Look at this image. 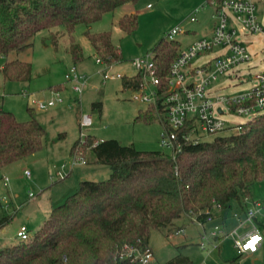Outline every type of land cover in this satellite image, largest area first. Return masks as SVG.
<instances>
[{
    "label": "trees",
    "instance_id": "16d2710c",
    "mask_svg": "<svg viewBox=\"0 0 264 264\" xmlns=\"http://www.w3.org/2000/svg\"><path fill=\"white\" fill-rule=\"evenodd\" d=\"M139 0H0V58L28 50L35 36L63 27L71 38L69 52L75 64L84 60L83 49L73 34L90 27L107 13ZM119 26L127 34L138 28L136 14L124 16ZM97 57L106 65L123 61L112 34L86 33ZM177 41H161L155 48L163 75L178 57ZM32 66L7 61L1 72L5 81L29 82ZM140 79L125 78L124 89L137 90ZM54 91L66 90L62 86ZM102 104H92V111ZM30 119L20 122L0 110V173L8 166L40 152L47 132L29 108ZM160 108L140 110L136 121L160 120ZM89 149L94 162L110 167L106 181H82L75 193L54 207L32 237L0 250V264H135L121 259L127 247H150L154 231L177 228L184 217L205 223L214 208L227 210L236 202L246 211L254 184L264 182V114L242 124L237 133L213 136L196 144L184 143L176 157L162 151H140L115 139L88 136L76 141ZM86 156H83L86 161ZM16 214V213H15ZM15 215L0 218V228ZM264 225V223L262 224ZM151 248V247H150ZM163 264H193L178 252Z\"/></svg>",
    "mask_w": 264,
    "mask_h": 264
},
{
    "label": "rangeland",
    "instance_id": "374dc122",
    "mask_svg": "<svg viewBox=\"0 0 264 264\" xmlns=\"http://www.w3.org/2000/svg\"><path fill=\"white\" fill-rule=\"evenodd\" d=\"M205 2L206 0H139L135 5L127 4L105 14L100 22L90 27L79 26L72 36L75 43L83 49L84 60L78 64L72 60L69 52L71 38L63 27L43 31L35 36L28 50L13 52L7 58H0V110L11 112L20 122H25L30 119L28 109L36 108L33 100L49 98L54 88L62 86L66 89L61 92L68 99L65 105L47 111L35 109L37 120L47 132L43 149L8 166L0 173V194L9 199L10 214L18 209L13 219L0 228V250L20 242L17 232L23 225L28 227L32 235L35 234L52 209L75 193L82 181L101 182L110 177V167L95 163L93 154H87L89 149L83 146L78 147L77 151L83 156L87 155V163L73 164L70 151L74 143L80 140V119L83 114L93 116L94 124L86 130L88 135L98 140L115 139L140 151H162L169 154L160 145L163 130L161 121L149 124L136 121L139 111H146L149 106L134 101L133 91L123 88L125 78L103 81L101 71L105 66L96 63L97 54L86 33L112 34V42L123 56V61L115 65V70L130 78L136 74L132 66L133 59L154 52L174 28L181 27L187 31L175 39L181 45V50L196 39L210 34L214 24V8H203ZM197 8L202 10L195 15L197 21L192 23L190 18ZM259 13L262 15L260 22L264 29V6L263 9L259 6ZM131 14L137 15L138 28L134 34H127L121 30L119 22L124 16ZM237 27L240 28L239 25ZM238 39L247 46L251 60L239 66V78L232 74L218 82L217 90L221 95H236L249 90L255 83V75L264 71V33L246 32L240 34ZM213 56L207 54L197 58L192 66H201ZM11 60L29 63L33 70L32 80L5 81L1 70ZM73 67L89 78V85L81 100L71 92V85L65 80V75ZM96 102L102 104L101 111H92V104ZM216 117L232 125L245 124L254 118L252 115L240 117L229 112ZM228 133L232 131L224 134ZM212 138L213 136H207L205 140ZM63 166H66L65 173L68 177L60 180L57 172ZM25 171L31 173L30 178L25 175ZM3 176L8 181H3ZM251 192L264 205V182L254 184ZM29 193L36 197L30 200ZM227 213L226 220L212 215V220L216 219L203 227L198 226L189 216L178 221L176 229L154 231L149 245L156 260L163 264L180 252L188 256L193 264H264V241L254 255L238 254L236 237L231 232L239 228L240 236L251 229L252 224L246 222L241 225L234 215H230L232 211L228 210ZM180 230L184 232L179 234ZM205 233L208 240L205 243L206 249L203 250L199 243ZM260 233L264 236L262 227ZM216 243H219L218 247Z\"/></svg>",
    "mask_w": 264,
    "mask_h": 264
},
{
    "label": "built area",
    "instance_id": "2783aa9c",
    "mask_svg": "<svg viewBox=\"0 0 264 264\" xmlns=\"http://www.w3.org/2000/svg\"><path fill=\"white\" fill-rule=\"evenodd\" d=\"M212 6L214 24L211 34L196 39L187 48L180 51L178 57L171 63L168 71L163 75L161 57L156 52L147 53L133 59L132 66L136 74L131 79H140L137 90H132L134 101L149 107L160 108L162 116L160 121L163 130L160 135V145L166 149L173 158L181 152L184 143L196 144L205 140L207 136H217L229 132L237 133L242 124H227L216 117L224 116L227 112L240 117L253 116L254 118L264 112V71L255 75L252 88L236 95L225 96L218 93L217 84L220 80L232 74L239 78V66L251 60V54L247 46L239 41L242 33H264L260 22L257 0H206L203 8ZM148 7H151L150 5ZM202 8H197L190 18V22L197 21L195 15ZM239 25L240 28L237 27ZM181 27H176L169 32L166 41H176L180 34H186ZM214 55L212 59L205 61L201 66H192L195 59L204 55ZM97 64H103L105 69L101 71L103 81L122 80L126 78L115 70V65H106L102 59L96 58ZM67 84H70L71 92L82 99V95L89 85V78L77 72L73 67L65 75ZM28 96V95H27ZM68 100L61 91H53L52 96L44 100H33L37 110L47 111L66 104ZM81 104V101H79ZM221 111V112H220ZM92 115L83 114L80 119L81 143L89 136L87 130L93 126ZM73 164L85 163L83 154L76 152ZM66 166L57 172V177L64 180L68 177L65 173ZM29 178L31 173L25 171ZM5 180L8 181L7 178ZM32 200L36 196L28 195ZM260 203H255L253 208L247 210L245 222L252 224L250 232L239 236L237 231L231 233L235 236V247L238 254H254L258 251L264 238L260 234V228L254 219L259 214ZM11 205L7 196H0V218L3 213L10 214ZM15 210V209H13ZM18 209L14 211L16 213ZM13 215V214H12ZM192 219L198 226L203 227L212 221L209 216L205 223ZM217 229V228H216ZM184 230H180L179 234ZM216 235V234H214ZM32 237L28 227L23 225L17 232L20 242ZM208 236L203 235L199 243L200 248L206 249ZM219 243H216V247ZM121 259H130L135 264H160L150 247L143 249L127 247L122 253Z\"/></svg>",
    "mask_w": 264,
    "mask_h": 264
},
{
    "label": "crops",
    "instance_id": "0c3cea01",
    "mask_svg": "<svg viewBox=\"0 0 264 264\" xmlns=\"http://www.w3.org/2000/svg\"><path fill=\"white\" fill-rule=\"evenodd\" d=\"M263 3H264V0H257V6H258V10H259V6H261V9H263ZM259 15H260V17H261V19H262V15L259 13ZM211 31H212V28H211ZM211 31H210V34H211ZM209 34V35H210ZM85 163H87V161H85ZM2 180L3 181H7V180H5V177L3 176L2 177ZM260 183H262V182H260ZM0 196H5V195H1L0 194ZM261 201L262 200H259V198L257 197V198H254L253 197V195L251 196V198H249L247 201H246V211H242L241 210V208L238 206V204L236 203V202H233V203H231V207L229 208V209H227V210H219V209H217V208H214L213 209V211H212V215L214 216H216V218H221L222 220H226L227 219V212H228V210H230V211H232V213H230V215L232 214V215H234V217H236L238 220H239V222L241 223V225H244L245 223V215H246V212H247V210L248 209H250V208H253L254 206H255V203H260L262 206H261V208L262 207H264V205L261 203ZM12 207H13V205H12ZM261 208H259V210H260V212H259V214L255 217V219H254V222H255V224L256 225H258L259 226V228H263L264 229V225H262L263 223H264V210H261ZM16 209V208H15ZM17 212V211H16ZM215 218V219H216ZM215 219H213L211 222H213ZM181 221V220H180ZM252 228V227H251ZM238 229L239 228H236V229H234L233 231H237V233H238ZM232 231V232H233ZM231 232V233H232ZM248 232H250V229L247 231V232H245L244 234H242V235H240V236H244L245 234H247ZM261 234V233H260ZM262 235V234H261ZM263 236V235H262ZM263 238H264V236H263ZM264 241V240H263ZM263 243V242H262ZM255 254V253H254ZM254 254H249V255H254Z\"/></svg>",
    "mask_w": 264,
    "mask_h": 264
},
{
    "label": "water",
    "instance_id": "95a60500",
    "mask_svg": "<svg viewBox=\"0 0 264 264\" xmlns=\"http://www.w3.org/2000/svg\"><path fill=\"white\" fill-rule=\"evenodd\" d=\"M221 112V111H220Z\"/></svg>",
    "mask_w": 264,
    "mask_h": 264
}]
</instances>
